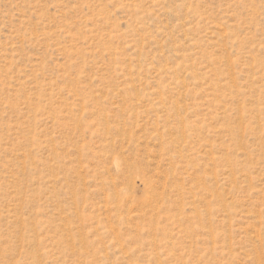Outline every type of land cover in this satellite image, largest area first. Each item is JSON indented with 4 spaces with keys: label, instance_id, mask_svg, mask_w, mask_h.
I'll list each match as a JSON object with an SVG mask.
<instances>
[{
    "label": "rangeland",
    "instance_id": "obj_1",
    "mask_svg": "<svg viewBox=\"0 0 264 264\" xmlns=\"http://www.w3.org/2000/svg\"><path fill=\"white\" fill-rule=\"evenodd\" d=\"M0 264H264V0H0Z\"/></svg>",
    "mask_w": 264,
    "mask_h": 264
}]
</instances>
